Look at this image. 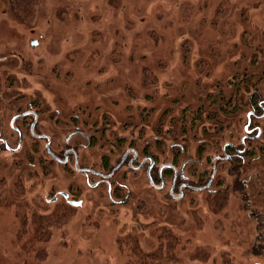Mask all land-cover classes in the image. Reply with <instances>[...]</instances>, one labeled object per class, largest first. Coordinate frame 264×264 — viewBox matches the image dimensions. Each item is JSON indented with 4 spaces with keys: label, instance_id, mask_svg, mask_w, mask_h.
Segmentation results:
<instances>
[{
    "label": "rangeland",
    "instance_id": "1",
    "mask_svg": "<svg viewBox=\"0 0 264 264\" xmlns=\"http://www.w3.org/2000/svg\"><path fill=\"white\" fill-rule=\"evenodd\" d=\"M11 1L0 0L8 65L0 123L8 129L15 110L34 105L59 146L92 110L108 126L82 152L89 164L114 161L130 144L153 145L160 161L175 143L187 157L207 156L222 148L221 126L194 112L248 110L251 95L264 98V0H30L28 12ZM122 136L124 146L113 149ZM32 140L18 156H0V264H138L131 255L132 247L143 255L139 243L162 248L165 258L173 243L177 262L146 264H264V187L255 185L260 226L249 213L241 217L234 197L215 208L203 195L197 204L190 197L165 205L152 190L112 208L88 187L81 209L58 212L44 200L52 177L61 188L73 180L57 167H35ZM263 164L256 172L264 180ZM162 228L159 240L148 236Z\"/></svg>",
    "mask_w": 264,
    "mask_h": 264
},
{
    "label": "flooded vegetation",
    "instance_id": "2",
    "mask_svg": "<svg viewBox=\"0 0 264 264\" xmlns=\"http://www.w3.org/2000/svg\"><path fill=\"white\" fill-rule=\"evenodd\" d=\"M7 69V59L0 57V91L6 90ZM238 94L245 96L244 91ZM263 99L262 96L251 95L248 110L194 112L196 120L199 115H207L203 118L204 121L214 122L216 127L221 126L218 131L223 133V137L220 136L222 148L215 152L213 147L207 156L201 153L203 155L187 157L188 148L184 144L175 143L168 150H164L163 156L166 160L160 161V156L150 151L153 145L141 150L130 144L125 150V137L122 136L112 147H123L118 159L113 161L110 157H102L89 164L82 152L92 149L103 138V129L108 124H103L101 116L92 110H83V117L74 120V129L56 146L54 133L42 129L44 119L41 116L44 114L34 105L25 110H15L9 119L8 129H4L0 123V156L4 153L18 156L28 143L29 137L32 138V142L38 145L39 153V158L35 159V167H41L45 172L57 167L68 180H73L72 184H65L68 187L61 188V180L56 175L52 177L51 189L44 200L49 205H55L54 210L58 212L81 209L83 195L88 187L95 189L98 199L112 208L135 201L136 194L150 196V192L158 191L164 196L162 203L165 205L171 202L180 203L190 197L197 200L194 202L197 204L200 202L199 197L203 195V201L215 208L222 205L224 200L234 197L239 202L237 205L241 217L245 218L249 213L250 218L256 220V226H260L261 217L255 212L259 195L255 185H258V189L264 187V180L256 172L258 164L264 162V144L261 142H264ZM104 122L108 123L106 120ZM75 138L79 139L77 143H74ZM44 150L46 154L43 153ZM137 180L142 183L144 181L149 190L141 192V189L137 192L134 184ZM215 210L212 212L215 213ZM262 227L264 233V225ZM151 232L148 236L158 240L164 228L161 232L158 229ZM241 232L244 233V230ZM257 232L260 233V230ZM136 237L139 238L138 235ZM139 244L143 254L152 252L145 251L141 243ZM138 256L135 254L134 258ZM150 262L153 260L150 259Z\"/></svg>",
    "mask_w": 264,
    "mask_h": 264
},
{
    "label": "trees",
    "instance_id": "3",
    "mask_svg": "<svg viewBox=\"0 0 264 264\" xmlns=\"http://www.w3.org/2000/svg\"><path fill=\"white\" fill-rule=\"evenodd\" d=\"M18 1V2H17ZM17 1H14L12 0L10 3L12 4V6L16 9L17 7V4L18 6L24 11V12H28L30 7H31V1L29 0L28 2L26 0H17ZM164 234V232L162 233V235ZM163 236H161V234L158 236V240L160 238H162ZM170 249H173V243L170 244L169 246V251H168V255H167V258L164 257L163 254H160L163 253L162 252V248H153L152 249V252L150 253H147V254H143L142 256H138L139 258L137 259L138 263L139 264H146L145 263V259L144 258H148V259H151L155 262H160V261H167V263H172V262H177V259L172 256V253L170 252ZM132 253L135 254V253H139V248L137 247H132ZM131 255V256H134V255ZM175 259V260H174ZM190 261H192L193 259L189 258ZM128 262H126L127 264Z\"/></svg>",
    "mask_w": 264,
    "mask_h": 264
},
{
    "label": "water",
    "instance_id": "4",
    "mask_svg": "<svg viewBox=\"0 0 264 264\" xmlns=\"http://www.w3.org/2000/svg\"><path fill=\"white\" fill-rule=\"evenodd\" d=\"M37 44H38L37 41H33V42H32V45H37Z\"/></svg>",
    "mask_w": 264,
    "mask_h": 264
}]
</instances>
